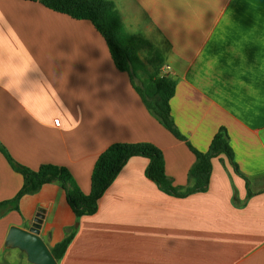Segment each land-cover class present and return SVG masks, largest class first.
Wrapping results in <instances>:
<instances>
[{
	"label": "crops",
	"instance_id": "obj_1",
	"mask_svg": "<svg viewBox=\"0 0 264 264\" xmlns=\"http://www.w3.org/2000/svg\"><path fill=\"white\" fill-rule=\"evenodd\" d=\"M112 1L128 33L148 41L144 63L142 53L159 50L161 76L177 81L170 106L179 132L207 152L226 128L239 172L221 155L207 191L177 198L135 157L98 212L81 219L61 183L47 184L0 218V264H31L6 246L13 226L37 227L51 251L75 233L58 264H264V0ZM141 142L163 151L175 186L193 184L187 142L147 108L89 21L0 0V143L11 156L34 170L66 167L88 194L101 153ZM23 183L0 152V202Z\"/></svg>",
	"mask_w": 264,
	"mask_h": 264
},
{
	"label": "trees",
	"instance_id": "obj_2",
	"mask_svg": "<svg viewBox=\"0 0 264 264\" xmlns=\"http://www.w3.org/2000/svg\"><path fill=\"white\" fill-rule=\"evenodd\" d=\"M39 2L46 8L67 15L75 20L89 21L105 39L111 57L117 69L130 75L131 82L141 95L147 108L176 138L187 139L177 129L172 115L170 101L175 95L177 81L167 75L161 76L164 66L162 53L152 48L147 69L140 53L148 41L136 38L128 33L121 16L112 0H25ZM136 79L141 85H136ZM196 162L189 172L193 183L190 186H175L166 174V162L163 151L153 143H115L99 155L91 176V191L86 194L76 183L71 171L66 167L45 164L37 170L17 162L0 143V152L11 167L23 176V186L17 195L10 200L0 202V218L10 210L19 211V203L24 196L39 192L43 186L59 182L64 188L67 201L78 219L93 216L98 212L99 201L115 182L128 161L135 157L147 158L150 163L147 177L155 182L159 189L170 196L185 198L192 194L208 190L213 171V159L225 155L239 172L235 155L230 144L229 134L222 127L214 136L207 152L196 150L187 142ZM75 233L52 249L57 260H61L70 246Z\"/></svg>",
	"mask_w": 264,
	"mask_h": 264
},
{
	"label": "water",
	"instance_id": "obj_3",
	"mask_svg": "<svg viewBox=\"0 0 264 264\" xmlns=\"http://www.w3.org/2000/svg\"><path fill=\"white\" fill-rule=\"evenodd\" d=\"M6 246L25 253L31 264H58L52 251L40 236V230L32 227L29 230L13 226L10 228Z\"/></svg>",
	"mask_w": 264,
	"mask_h": 264
},
{
	"label": "rangeland",
	"instance_id": "obj_4",
	"mask_svg": "<svg viewBox=\"0 0 264 264\" xmlns=\"http://www.w3.org/2000/svg\"><path fill=\"white\" fill-rule=\"evenodd\" d=\"M148 49H150V47H149ZM152 50H153V49L151 48L149 52H152ZM142 57L144 58L145 62L148 64V62H149V57H148V54L146 55V51H145L144 53H142ZM148 65H149V64H148ZM135 81H136V83H137L138 85H141L139 79H136Z\"/></svg>",
	"mask_w": 264,
	"mask_h": 264
},
{
	"label": "built area",
	"instance_id": "obj_5",
	"mask_svg": "<svg viewBox=\"0 0 264 264\" xmlns=\"http://www.w3.org/2000/svg\"><path fill=\"white\" fill-rule=\"evenodd\" d=\"M164 75V74H163Z\"/></svg>",
	"mask_w": 264,
	"mask_h": 264
}]
</instances>
